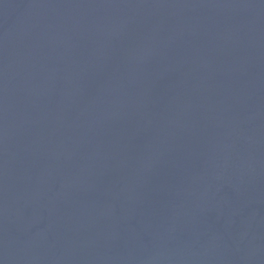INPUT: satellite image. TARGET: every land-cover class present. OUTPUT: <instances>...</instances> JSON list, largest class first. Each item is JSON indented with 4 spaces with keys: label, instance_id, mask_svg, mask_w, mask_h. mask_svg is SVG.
Returning a JSON list of instances; mask_svg holds the SVG:
<instances>
[{
    "label": "water",
    "instance_id": "1",
    "mask_svg": "<svg viewBox=\"0 0 264 264\" xmlns=\"http://www.w3.org/2000/svg\"><path fill=\"white\" fill-rule=\"evenodd\" d=\"M0 264H264V0H0Z\"/></svg>",
    "mask_w": 264,
    "mask_h": 264
}]
</instances>
